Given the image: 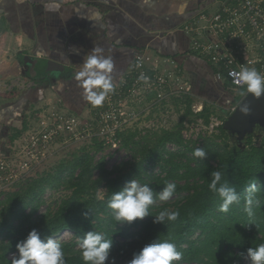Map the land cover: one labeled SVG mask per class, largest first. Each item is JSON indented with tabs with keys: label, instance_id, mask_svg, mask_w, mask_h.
<instances>
[{
	"label": "trees",
	"instance_id": "obj_1",
	"mask_svg": "<svg viewBox=\"0 0 264 264\" xmlns=\"http://www.w3.org/2000/svg\"><path fill=\"white\" fill-rule=\"evenodd\" d=\"M203 1L206 10L210 0ZM188 53L198 56L213 67L214 77L219 79L226 92L230 89L237 93L238 90L242 98L247 94L246 88L233 87L224 76L217 74L221 71L216 72L217 67L197 52L192 43ZM25 57L20 56V62L24 63ZM171 57L176 59V56ZM132 64L121 79L127 76ZM24 65L27 67L25 74L39 86L47 84L50 77H56H48L47 73H42L40 77H37L38 73L33 76L29 64L25 62ZM178 69L184 75L180 65ZM121 79L112 81L114 87ZM128 81L127 86L132 82L130 77ZM217 89L212 91V96L202 99V110L195 111L194 103L198 98L191 93L189 86V94L173 101L174 109L184 108L181 120L172 126L150 128L142 135L134 127L150 120L156 112L153 109L135 126H124V129L100 134L103 127V122L98 121L100 114L111 106L122 105L123 97L118 94H113L112 101L106 98L102 106L98 107L89 101L87 113H82V108L77 111L66 109L63 103H48L47 106H55L59 113H70L76 117L79 122L77 128L86 126L83 127V143L77 141L70 130L62 131L58 137L61 147L40 163L34 174L13 182L10 189L0 192V264H11L13 256L18 254L16 245L32 229H37L42 238L58 236L67 230L74 233L73 240L59 241L65 252L66 264H84L78 244L80 238L91 231L100 232L113 241L109 262L106 264H110L113 257L115 264H128L134 253L158 237L161 240L170 239L183 253L182 260L174 264H246L247 250L264 243V126L247 136L245 148L236 143L230 129L225 126L221 127L222 134H227L233 141L232 146L226 141L219 143L217 137L224 139L225 135L215 134L204 137L202 145L196 147L197 140L183 132L186 118L190 121L202 120L204 124L210 122L215 111L214 105L223 95ZM15 96L17 92L14 90L0 93V98L6 100ZM235 100L240 101L239 98ZM134 105L131 103V106ZM41 108L39 110H44ZM230 115L228 112L226 117ZM28 119L29 115L21 128H14L10 135L0 139V156L8 158V146L38 121L36 116ZM258 132H262L260 145L252 142ZM2 139L5 144L1 145ZM113 141L118 142L117 149L128 150L131 157L108 167L107 157L110 155H104V152L108 148L113 149ZM169 144L176 145L177 149H169ZM196 148L205 149L207 154L204 159L193 155ZM68 149L66 157L46 169L45 164L51 158L55 159ZM99 154L103 156L98 157ZM218 170L223 176L221 183L227 181L228 186L234 187L240 196V203L232 205L227 213L219 211L222 198L208 188L212 173ZM132 179L140 184H149L156 194L163 190L166 183H175L177 187L173 195L178 197L174 201H160L157 197L150 212L157 215L165 209L178 211V219L169 222L167 227L153 223L155 217L152 215L131 224H116L107 202L114 191H120ZM252 184L257 189L254 194ZM47 190H63L66 194L58 202L48 203L42 210ZM250 195H254V216L251 219L245 211L246 198ZM85 212L88 213L87 217Z\"/></svg>",
	"mask_w": 264,
	"mask_h": 264
},
{
	"label": "crops",
	"instance_id": "obj_2",
	"mask_svg": "<svg viewBox=\"0 0 264 264\" xmlns=\"http://www.w3.org/2000/svg\"><path fill=\"white\" fill-rule=\"evenodd\" d=\"M203 0H0V93L14 90L17 96L0 98V139L21 128L28 106L44 107L62 100L66 109L89 107L76 79L84 59L99 47V55L111 57L112 81H119L138 50L176 56L191 93L210 87L235 100L213 67L189 54L192 38L183 26L206 4ZM201 8V9H202ZM51 58L65 66L64 73L41 86L28 78L20 56ZM213 73V74H212ZM209 80L210 85L202 81ZM95 91V89H93ZM238 93H240L237 90ZM222 95V96H223ZM224 97V96H223ZM52 99V100H51ZM4 139L1 140V145ZM5 144V143H4Z\"/></svg>",
	"mask_w": 264,
	"mask_h": 264
},
{
	"label": "built area",
	"instance_id": "obj_3",
	"mask_svg": "<svg viewBox=\"0 0 264 264\" xmlns=\"http://www.w3.org/2000/svg\"><path fill=\"white\" fill-rule=\"evenodd\" d=\"M208 3L211 8L205 10V5V11L200 9L194 13L183 29L191 36L193 48L217 67L216 72L221 71L217 74L224 76L233 87L246 88L242 81L237 83L238 75L230 73L238 74L242 67H247L264 75V0H210ZM178 65L173 57L139 50L127 76L107 96L112 101L113 94H118L123 97L122 105L111 106L100 114L98 121L103 122L100 134L135 126L150 114V109L156 112L148 120L149 128L167 126L174 110L173 101L190 93ZM141 74L149 78L147 83L139 79ZM128 77L132 80L129 86ZM202 108L201 104L196 110ZM236 108L237 105L229 109V115ZM78 123L76 117L59 113L53 105L42 110L33 124H37V129L32 125L26 135L8 146L9 159L0 156V192L34 174L37 166L61 147L58 137L62 131L70 130L83 143L86 126L77 128ZM79 128L82 129L76 132ZM112 143L114 149L119 147L117 141Z\"/></svg>",
	"mask_w": 264,
	"mask_h": 264
},
{
	"label": "clouds",
	"instance_id": "obj_4",
	"mask_svg": "<svg viewBox=\"0 0 264 264\" xmlns=\"http://www.w3.org/2000/svg\"><path fill=\"white\" fill-rule=\"evenodd\" d=\"M102 49L96 47L93 52L84 59L81 71L76 79L80 81L83 89L84 98L90 101L94 107L102 106L107 96L114 91V84L109 73L114 71V63L111 57L99 55ZM237 83L242 81L246 85L247 93L255 98L264 96V75L255 68L242 67L238 74ZM140 80L147 83L148 77L141 74ZM96 89L97 91H93ZM241 111L248 113V105L241 107ZM205 149L196 148L193 155L201 160L206 157ZM223 179L221 171L212 173V180L208 184L209 190L217 193L222 198L219 211L227 213L230 207L240 203V196L234 187H230L227 181L221 183ZM175 183H166L165 187L158 194L154 193L149 184H140L136 179H132L124 185L120 191H114L107 202V207L112 210L113 219L116 224H131L136 220H143L152 215L150 208L155 204L156 199L168 201L176 191ZM252 193L256 192L255 184L251 185ZM254 195L246 198L245 211L249 218L254 216L252 205ZM87 217L88 213H84ZM178 211L167 209L160 211L153 223L163 224L167 227L169 222H175L179 217ZM112 239H107L104 234L91 231L80 238L78 247L84 264H106L109 262ZM18 254L14 255L11 264H66L65 252L58 239L51 236L42 238L37 229H32L27 237L16 245ZM247 257L251 264H264V243L247 250ZM183 258V253L177 249L174 242L170 239H159V237L145 245L139 252L133 254L128 264H174ZM110 264H115L113 257Z\"/></svg>",
	"mask_w": 264,
	"mask_h": 264
},
{
	"label": "rangeland",
	"instance_id": "obj_5",
	"mask_svg": "<svg viewBox=\"0 0 264 264\" xmlns=\"http://www.w3.org/2000/svg\"><path fill=\"white\" fill-rule=\"evenodd\" d=\"M202 8V7H201ZM200 8V9H201ZM207 8H211V6L208 4L207 5ZM45 68L43 67V64H39L38 66L34 67L33 70L30 69V72L33 71V73H38V76L37 77H40V75L43 73V70ZM213 74V73H212ZM212 78L214 79V74L211 75ZM205 85L209 84L210 85V81L209 80H205V81H202ZM212 91H215L213 90L211 87L209 89H205L201 92V94L205 95V96H212ZM232 91H230L231 93ZM221 94H224V92H221ZM224 96V97H223ZM222 97L220 96L217 103L214 105V113L213 115L210 117L209 119V123H203L202 120H199V121H196L195 119L193 120H189V118H186L184 123H183V126L185 130H183V132L187 135V136H190V138L192 139H196L197 141V145H195L196 147H200V145H202L203 141H204V137L206 136H209V135H225V138H219L217 137V140L219 143L221 142H224L226 141L229 145H234L233 141L230 140V138L227 136V134H222V130H221V127L222 126H225V122H226V116L228 115V112H229V109H231L235 104H237L239 101L237 100H234L232 103L230 100V96L226 99V95H223ZM236 98H239V100H241L242 98V95L240 93H236L235 95V99ZM52 100V99H51ZM237 101V103H236ZM51 102H55L57 104H62V100H55V101H50L49 103ZM203 100L200 98H198V100L195 101L194 103V110H196L197 107H199L202 103ZM212 102V101H210ZM209 102V103H210ZM63 105V104H62ZM49 107H51L50 105L49 106H45L44 108H41V107H38L37 105H33V106H28L27 107V112L29 114V120H31L33 117H38V114L40 112H42L41 110H39V108L41 109H48ZM225 108V109H223ZM197 111V110H196ZM87 113V110L86 109H83V113ZM184 108H177V109H174L173 111H171V114L169 116V124L170 126L172 125H175L177 124L182 118V116L184 115ZM146 116V115H144ZM149 121H145V122H142L138 125H136L134 127V130L136 128H138V131L141 132V135L144 134V133H147L146 131L149 130ZM35 128L34 129H37V124L33 125ZM24 135H26V132L24 133ZM262 135V132H258L256 135L253 136V139H252V142L256 145H260V137ZM78 146L80 145L77 144ZM77 148V146H76ZM168 148L171 149V150H174V149H177L176 145H172V144H169L168 145ZM71 150H73L71 148ZM69 149L68 150H64L63 152H61L60 154L57 155V157L54 159V158H51L46 164V169L49 168L50 166L54 165L59 159L63 158V157H66L67 156V153H68ZM106 154H109L110 156L107 157V165L108 167H112L113 165L119 163L120 161H123L125 159H128L131 157L130 155V152H128V150L126 149H117L115 150L114 148L113 149H107L105 152H104V155ZM132 154V153H131ZM98 157L100 156H103V154H99L97 155ZM157 170V169H156ZM155 170V171H156ZM66 192L65 191H52V190H47L46 194H45V201L46 203L42 206V210L46 208L47 204L48 203H53L55 201H59L61 199V197L63 195H65ZM102 195V194H101ZM178 196L177 195H173L172 198H170L169 200L171 201H174ZM104 218H106V216H103ZM53 238H56L58 239L59 241H69V240H73L74 239V233L71 231V230H67L61 234H59L58 236H54ZM245 263L246 264H251V260L247 257L246 260H245Z\"/></svg>",
	"mask_w": 264,
	"mask_h": 264
},
{
	"label": "water",
	"instance_id": "obj_6",
	"mask_svg": "<svg viewBox=\"0 0 264 264\" xmlns=\"http://www.w3.org/2000/svg\"><path fill=\"white\" fill-rule=\"evenodd\" d=\"M24 61L29 64L31 70L39 64H43L45 68L43 73H47V76H58L64 73L65 66L51 58H36L26 56ZM36 74V73H35ZM31 71V75H35ZM248 105L250 111L244 113L241 111V107ZM264 126V96L261 98H255L252 94L247 93L238 103L236 110L226 119L225 127L230 129L233 135H236V139L243 148H245V140L249 134L256 132L258 127Z\"/></svg>",
	"mask_w": 264,
	"mask_h": 264
},
{
	"label": "flooded vegetation",
	"instance_id": "obj_7",
	"mask_svg": "<svg viewBox=\"0 0 264 264\" xmlns=\"http://www.w3.org/2000/svg\"><path fill=\"white\" fill-rule=\"evenodd\" d=\"M259 128V127H258ZM260 129V128H259ZM233 135V134H232ZM233 138H234V140L236 141V143H238L239 144V142L237 141V139H236V135H233L232 136ZM240 145V144H239Z\"/></svg>",
	"mask_w": 264,
	"mask_h": 264
}]
</instances>
